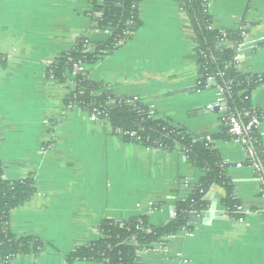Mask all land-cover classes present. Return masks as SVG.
<instances>
[{"label":"crops","instance_id":"0c3cea01","mask_svg":"<svg viewBox=\"0 0 264 264\" xmlns=\"http://www.w3.org/2000/svg\"><path fill=\"white\" fill-rule=\"evenodd\" d=\"M89 9L90 0H0V162L6 178L29 177L35 188L9 212L8 228L42 243L0 264H95L68 263L66 255L98 240L104 220L168 223L205 174L179 147L125 142L108 122L64 103L70 84L46 76L50 63L79 44L91 51L109 36ZM208 11L217 29L247 27L237 70L264 74V0H208ZM139 13L141 25L128 41L85 65L88 77L206 139L244 215L241 222L228 216L224 188L212 185L201 222L145 249L138 264H264L261 182L240 143L211 138L222 132L223 117L206 106L220 93L197 88L196 39L182 2L140 0ZM250 105L264 111V82L252 90ZM257 135L264 146V119Z\"/></svg>","mask_w":264,"mask_h":264},{"label":"trees","instance_id":"16d2710c","mask_svg":"<svg viewBox=\"0 0 264 264\" xmlns=\"http://www.w3.org/2000/svg\"><path fill=\"white\" fill-rule=\"evenodd\" d=\"M140 0H90L89 16L97 21L100 30H109L107 40L89 51L79 44L62 53L49 65L46 76L57 84L72 82L74 90L67 94L64 103L72 104L81 111L91 113L93 109L111 125L113 132L119 131L121 139L145 147L172 150L182 149L188 160L205 170L204 176L193 187L191 195L175 207V216L168 223L151 226L146 216L131 218L124 222L104 220L98 225L99 239L79 247L66 255V261H89L95 264H137L139 254L179 231L189 229L190 217L201 213L207 206L205 195L212 185L224 188L226 195L222 203L226 214L233 218L240 206L234 189L223 174L222 162L217 151L210 148L206 139L199 140L184 128L174 126L166 118L157 117L155 112L135 97H127L108 89L102 83L91 80L87 71H80L71 78L73 67L78 64H92L100 57L113 52L128 41L141 25ZM182 8L189 20L196 39V65L200 85L204 89L208 77L222 87L227 105L242 124L250 114L264 115L261 109H251L252 90L264 82V74H243L236 67L237 49L243 41L241 32L228 30L225 35L209 30L212 17L208 3L203 0H181ZM222 40L231 46L220 49ZM133 133L134 136L131 135ZM255 139L250 143L255 151L256 162L264 180V146L257 133L248 135ZM213 139H230L223 125L222 132ZM245 164L251 165L246 160ZM35 193L33 180L29 177L10 180L0 162V261L11 259L29 252H37L42 243L33 237H16L8 228L9 212L29 200ZM196 212V213H194Z\"/></svg>","mask_w":264,"mask_h":264},{"label":"built area","instance_id":"2783aa9c","mask_svg":"<svg viewBox=\"0 0 264 264\" xmlns=\"http://www.w3.org/2000/svg\"><path fill=\"white\" fill-rule=\"evenodd\" d=\"M205 3H208V0H203ZM91 7L88 11V13L90 12ZM96 25H97V21H95L94 19H92ZM246 26L242 25L241 27H239L237 29V31L241 32V35L244 36L246 33ZM207 29L209 30H217L219 33H222L223 35H225L226 31L223 29H217L214 25L213 22L207 27ZM109 32V30H106ZM231 42L227 41V40H222L219 42L218 47L220 49L231 46ZM85 65L78 63L73 67V71L71 73V78L74 77V75L80 71H85ZM235 67H236V63H235ZM237 69V67H236ZM70 84V88L71 90H69L68 93H70L71 91L74 90V84L72 82H69ZM200 85V81H197V86ZM206 88L208 87H215L218 92L220 93V99L219 102L215 103V104H211V105H207L206 109L209 110H219L222 117H223V125L226 128V133L227 135L230 137L231 140L236 141L238 143H240L243 146L244 149V158L245 160H249L251 161V166L253 167L255 173L257 174V176L259 177V180L261 182V192L264 195V180L263 177L261 176L260 173V167L258 166L257 162H256V157H255V151L253 150L252 146L250 145V143H255L256 140L255 139H251V137H249L248 135L250 133H257V130L261 124V120L264 119V115L261 116H257L254 114H250V118L249 120L245 123L242 124L240 122V120L237 118V116L234 114V112L230 109V107L227 105L225 96H224V90L222 87L218 86L215 81H214V77L210 76L207 79V84L204 86ZM67 106L72 107V104H67ZM90 116L93 119H98L100 121L103 122H108L106 121V119H103V117H101L100 112L96 111L95 109L92 110L91 113H89ZM118 136L121 137V134L119 131H116V133ZM132 136L133 133H131ZM196 213V212H194ZM236 213L240 214L241 216H239L237 218V220H239L240 222L243 220V215L244 212L241 208V206L237 207ZM175 216V212L173 213V217ZM138 264V263H137Z\"/></svg>","mask_w":264,"mask_h":264},{"label":"water","instance_id":"95a60500","mask_svg":"<svg viewBox=\"0 0 264 264\" xmlns=\"http://www.w3.org/2000/svg\"><path fill=\"white\" fill-rule=\"evenodd\" d=\"M204 216H205V213L201 212L200 215H199V218L197 217V215H193V216L190 217V221L191 222H195V223L196 222H201V219L200 218H202Z\"/></svg>","mask_w":264,"mask_h":264},{"label":"rangeland","instance_id":"374dc122","mask_svg":"<svg viewBox=\"0 0 264 264\" xmlns=\"http://www.w3.org/2000/svg\"><path fill=\"white\" fill-rule=\"evenodd\" d=\"M205 89V88H204Z\"/></svg>","mask_w":264,"mask_h":264}]
</instances>
